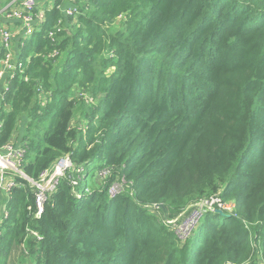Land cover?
Returning <instances> with one entry per match:
<instances>
[{"label":"trees","instance_id":"16d2710c","mask_svg":"<svg viewBox=\"0 0 264 264\" xmlns=\"http://www.w3.org/2000/svg\"><path fill=\"white\" fill-rule=\"evenodd\" d=\"M43 15L13 41L0 148L26 144L32 181L66 156L107 173H67L39 218L16 177L0 264H264V0H53ZM213 197L232 212L180 241L165 219Z\"/></svg>","mask_w":264,"mask_h":264},{"label":"built area","instance_id":"2783aa9c","mask_svg":"<svg viewBox=\"0 0 264 264\" xmlns=\"http://www.w3.org/2000/svg\"><path fill=\"white\" fill-rule=\"evenodd\" d=\"M75 0H71L73 3ZM36 11V12H35ZM74 6L71 5L64 12V15L69 17L74 13ZM4 18L11 21H17L20 24L19 31H11L7 28L0 26V40L1 50L3 51L0 57V111L5 102V93L8 90L7 78L10 77L16 68V59L12 53L13 41L20 39L23 35H29L34 31L44 20L43 9L38 6L36 0H12L2 9ZM52 36V34H50ZM80 127L78 130H81ZM27 146L23 142L13 140L11 143L4 145L0 148V193L8 194L13 188L16 187L15 178L20 177L30 183L34 194V207L35 217L39 218L44 211V206L49 200L50 196L56 192L60 183V179L65 177L69 172H75L79 180H82L85 174V167H76L71 159L66 156L59 159L54 166L46 172L41 173L38 181L28 179L23 173V166L26 163ZM102 177L107 173L106 171L99 172ZM71 185L76 186L79 181L71 180ZM121 186L114 185L109 189V197L113 198L121 193ZM156 208L157 205L155 206ZM195 210L191 213L188 219L182 222L181 225L176 226V220H170V225L176 229L175 233L180 241L189 239L194 231L199 226V223L206 211L215 212L221 210L224 213L231 212L234 208L233 204L225 203L218 197H213L208 200H203L195 205ZM4 217L8 214L4 209ZM174 222V224H173Z\"/></svg>","mask_w":264,"mask_h":264},{"label":"rangeland","instance_id":"374dc122","mask_svg":"<svg viewBox=\"0 0 264 264\" xmlns=\"http://www.w3.org/2000/svg\"><path fill=\"white\" fill-rule=\"evenodd\" d=\"M66 3V2H65ZM8 4V3H7ZM6 4V5H7ZM65 5V4H64ZM4 8V6H0V13H2V9ZM63 12H65L67 9L65 8V7H63ZM118 21H119V19L117 20V24H118ZM80 96H84V95H80ZM82 102H84V104L86 105V108L87 107H89L88 106V104L87 103H90V105L92 104V101H91V99L88 97V96H84V98H83V101ZM46 103V101H45V99L43 100V98L41 99V104H42V106L44 105ZM83 109V106H79V108L76 110V116H78V114H80L81 113V110ZM24 123H25V119H24V122H22V126L24 125ZM24 126L23 127H19V131L16 133V135L17 136H19V137H21V135H22V133H23V130H24ZM97 166H99V162L98 161H94L93 163H91L90 165H89V169H88V173L85 171V174L87 173V175L89 174V177H88V182H91V181H94L95 179H97V182H100L101 181V176H100V173H97V175L95 174V172H94V174L92 175V172H93V169L94 168H96ZM86 175V176H87ZM86 176L84 175V177L82 178V179H85L86 178ZM99 184V183H98ZM121 192H122V190H121ZM79 195H81V194H79ZM78 195V196H79ZM232 204V203H231ZM233 206H234V204H233ZM231 212H232V210H231ZM1 215H2V210H0V217H1ZM167 221V223L170 225V220L169 219H167L166 220ZM173 224H174V222H173ZM0 225H1V221H0ZM176 225V224H175ZM187 240H189V239H187ZM187 240H185L184 242H186Z\"/></svg>","mask_w":264,"mask_h":264},{"label":"crops","instance_id":"0c3cea01","mask_svg":"<svg viewBox=\"0 0 264 264\" xmlns=\"http://www.w3.org/2000/svg\"><path fill=\"white\" fill-rule=\"evenodd\" d=\"M12 0H0V4L2 6H5L7 3H10ZM38 3V6L43 9V8H49L51 7V5L53 4V0H36ZM70 1V0H69ZM71 5L69 2H66L64 7L67 9L69 8ZM0 26L7 28L13 32L15 31H19L20 30V24L17 21H11V20H7L4 18V15L2 13H0ZM17 49V45L14 44L13 45V51H15Z\"/></svg>","mask_w":264,"mask_h":264},{"label":"water","instance_id":"95a60500","mask_svg":"<svg viewBox=\"0 0 264 264\" xmlns=\"http://www.w3.org/2000/svg\"><path fill=\"white\" fill-rule=\"evenodd\" d=\"M157 207H158V208H161V209H164L162 205H157ZM215 213L218 214V215H221V216H223V217H226V216L228 215V214L224 213V212L221 211V210H216Z\"/></svg>","mask_w":264,"mask_h":264}]
</instances>
